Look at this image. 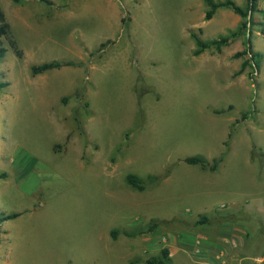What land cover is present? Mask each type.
Masks as SVG:
<instances>
[{
  "label": "rangeland",
  "instance_id": "rangeland-1",
  "mask_svg": "<svg viewBox=\"0 0 264 264\" xmlns=\"http://www.w3.org/2000/svg\"><path fill=\"white\" fill-rule=\"evenodd\" d=\"M52 1L0 0L23 51L2 37L0 210L20 215L0 264H146L164 247L170 264H264V0L242 31L228 7L205 20V0ZM234 31L193 54V32ZM248 39L258 68L235 55ZM53 60L77 64L32 74ZM192 155L224 158L211 172Z\"/></svg>",
  "mask_w": 264,
  "mask_h": 264
},
{
  "label": "trees",
  "instance_id": "trees-1",
  "mask_svg": "<svg viewBox=\"0 0 264 264\" xmlns=\"http://www.w3.org/2000/svg\"><path fill=\"white\" fill-rule=\"evenodd\" d=\"M13 1L15 3H19L23 0H13ZM39 1L45 2V3L50 4V5L53 4L52 0H39ZM205 1L208 5V9H207V11L205 13V17H204L205 20L211 19L219 8L228 7V8H231L235 13L239 14L241 17L244 18V20L241 22V24L239 26L240 31L245 30L248 27L249 21H250V23L252 22L251 19L247 20L246 18H248L250 12L252 13L256 10V5H255L256 0H249V5L246 9H243L241 6L236 4V2L234 0H205ZM126 20H128L126 17L122 18L123 23H125ZM238 33H239V31H234L231 33L230 36H227V37L222 36L218 39L215 38V39L203 40L195 32H193V36L196 38V41H197V48L194 50L193 54L194 55H200L206 49H209L211 47H216L220 51L222 45L229 43L230 39L235 37ZM2 37H6L9 39V42H10L12 48L15 50V52L18 54V56L21 57L23 51L18 46L17 41L12 37V30H11L10 23L7 21L5 11L3 10V8L0 5V61L4 58L6 51H7V48L2 43ZM248 42H249V46L247 47V49L244 50L243 52H238L235 55H236V57H238L239 55L249 54L250 59L254 62L255 67L258 68L259 62H260V57L262 55L260 52H256V51L252 50V47L250 45V42H251L250 39H248ZM245 63H244V65H245ZM76 64L77 63L73 62V61L61 62L58 60H53V61L44 62L41 64L32 65L31 66V72L33 75H37V74L43 73L47 70L61 67L63 65H76ZM241 72H242V70H241ZM241 72H239V73H241ZM9 84L10 83L8 81L0 82V89L8 86ZM242 117H243V119H247L249 117V114L243 113ZM223 158H224L223 156H220V157L214 158V160L212 162H210L204 156L192 155V156L186 157L184 159V161H186L188 164H191V165H200L204 169L208 168L210 171H216L219 168L220 164L222 163ZM169 171L170 170H168V172ZM126 180L132 187H134L135 189H137L139 191H143L146 188V185H145L143 179L135 173H129L126 176ZM19 215H20V213H17V212L7 214V213L0 210V227L3 225V223L5 221H7L9 219L16 218ZM208 220H209V218L207 215H202L201 218L197 221V223H199V224L205 223V222H208ZM155 225H157V223H154L153 225H151L149 230L152 231L153 227ZM118 234H119V232L116 229H113L111 231V236L113 239H117ZM124 234H126L128 236H133V233H129V232H124ZM170 261H171L170 249L168 247H164L161 249V253L159 255L153 256V257L147 259L146 264H170Z\"/></svg>",
  "mask_w": 264,
  "mask_h": 264
},
{
  "label": "crops",
  "instance_id": "crops-1",
  "mask_svg": "<svg viewBox=\"0 0 264 264\" xmlns=\"http://www.w3.org/2000/svg\"><path fill=\"white\" fill-rule=\"evenodd\" d=\"M25 1H29V0H23V1H21V2H19V3H16V4H23ZM4 10V9H3ZM5 14H6V18H7V21L10 23V26H11V30L14 28V16L13 15H11V18L9 17V15H8V13L5 11ZM122 18H123V16L121 15V21H122ZM123 23V22H122ZM204 169V168H203ZM204 170H206V169H204ZM210 171V170H209ZM211 172H214V171H211ZM169 175V174H168ZM167 175V176H168Z\"/></svg>",
  "mask_w": 264,
  "mask_h": 264
}]
</instances>
